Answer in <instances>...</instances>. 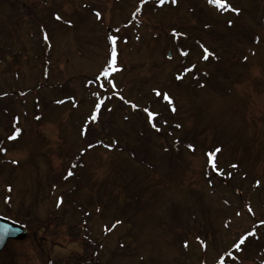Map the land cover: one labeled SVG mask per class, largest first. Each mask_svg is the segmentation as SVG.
<instances>
[{
	"label": "rangeland",
	"instance_id": "1",
	"mask_svg": "<svg viewBox=\"0 0 264 264\" xmlns=\"http://www.w3.org/2000/svg\"><path fill=\"white\" fill-rule=\"evenodd\" d=\"M225 1L0 0V264H264V0Z\"/></svg>",
	"mask_w": 264,
	"mask_h": 264
},
{
	"label": "water",
	"instance_id": "2",
	"mask_svg": "<svg viewBox=\"0 0 264 264\" xmlns=\"http://www.w3.org/2000/svg\"><path fill=\"white\" fill-rule=\"evenodd\" d=\"M0 225H2L0 227V251L4 248L9 238L22 240L27 236V228L23 224L0 216Z\"/></svg>",
	"mask_w": 264,
	"mask_h": 264
},
{
	"label": "snow or ice",
	"instance_id": "3",
	"mask_svg": "<svg viewBox=\"0 0 264 264\" xmlns=\"http://www.w3.org/2000/svg\"><path fill=\"white\" fill-rule=\"evenodd\" d=\"M172 2L175 3L176 0H172ZM215 2L218 3V4H220V3H221V0H215ZM221 6H223V5H221ZM233 11H235V12L238 13V12H239V9H233ZM57 18L59 19V17H57ZM112 39L115 41L116 37H113ZM204 51H205L206 53L208 52L207 49H205ZM205 58H207V57H205ZM105 75H108V73L105 72ZM97 107H99V105H98ZM173 110H174V109H173ZM93 119H95V116L93 117ZM68 174H69V175H72L73 173H72L71 171H69ZM249 210H250V209H249ZM117 223H119V221H118ZM0 227H2V225H0ZM9 230H11V229H9ZM237 247H239V245H237ZM221 264H223V262H221Z\"/></svg>",
	"mask_w": 264,
	"mask_h": 264
},
{
	"label": "trees",
	"instance_id": "4",
	"mask_svg": "<svg viewBox=\"0 0 264 264\" xmlns=\"http://www.w3.org/2000/svg\"><path fill=\"white\" fill-rule=\"evenodd\" d=\"M83 208H84V207H83ZM80 209H81V208H80ZM92 257H93V256H91L90 259H89V261H90L91 263H87V262H86L87 264H92V261H93Z\"/></svg>",
	"mask_w": 264,
	"mask_h": 264
},
{
	"label": "flooded vegetation",
	"instance_id": "5",
	"mask_svg": "<svg viewBox=\"0 0 264 264\" xmlns=\"http://www.w3.org/2000/svg\"><path fill=\"white\" fill-rule=\"evenodd\" d=\"M5 249H6V247H5ZM5 249H3V251H4ZM3 251H2V252H3ZM2 252H1V253H2ZM1 253H0V254H1Z\"/></svg>",
	"mask_w": 264,
	"mask_h": 264
}]
</instances>
